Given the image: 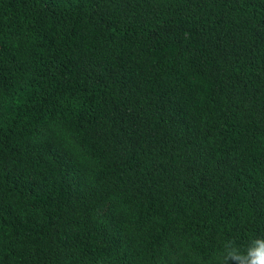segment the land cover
<instances>
[{
  "label": "trees",
  "instance_id": "1",
  "mask_svg": "<svg viewBox=\"0 0 264 264\" xmlns=\"http://www.w3.org/2000/svg\"><path fill=\"white\" fill-rule=\"evenodd\" d=\"M264 238V0H0V264H219Z\"/></svg>",
  "mask_w": 264,
  "mask_h": 264
},
{
  "label": "clouds",
  "instance_id": "2",
  "mask_svg": "<svg viewBox=\"0 0 264 264\" xmlns=\"http://www.w3.org/2000/svg\"><path fill=\"white\" fill-rule=\"evenodd\" d=\"M219 264H264V238L251 240L244 249L234 240L225 241Z\"/></svg>",
  "mask_w": 264,
  "mask_h": 264
}]
</instances>
